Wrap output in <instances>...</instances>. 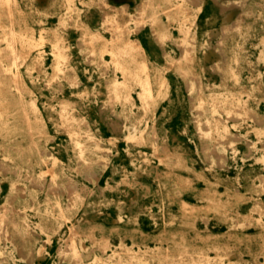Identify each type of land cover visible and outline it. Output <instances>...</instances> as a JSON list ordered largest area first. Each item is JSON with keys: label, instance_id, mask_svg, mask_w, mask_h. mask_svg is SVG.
I'll return each instance as SVG.
<instances>
[{"label": "rangeland", "instance_id": "obj_1", "mask_svg": "<svg viewBox=\"0 0 264 264\" xmlns=\"http://www.w3.org/2000/svg\"><path fill=\"white\" fill-rule=\"evenodd\" d=\"M189 263L264 264V0H0V264Z\"/></svg>", "mask_w": 264, "mask_h": 264}, {"label": "bare ground", "instance_id": "obj_2", "mask_svg": "<svg viewBox=\"0 0 264 264\" xmlns=\"http://www.w3.org/2000/svg\"><path fill=\"white\" fill-rule=\"evenodd\" d=\"M164 1V0H163ZM192 5H198L199 4V0H188ZM9 2L10 0H4V3L9 6ZM16 3V2H15ZM160 5V4H159ZM164 5V4H163ZM126 10V9H125ZM122 11V10H120ZM123 12V11H122ZM231 15V14H230ZM229 15V16H230ZM227 17V16H226ZM114 20V19H113ZM135 20H136V24H135V28H134V31L136 33H139L141 31V29L144 27L145 25V17H144V14H143V11L142 9L138 12L137 16L135 17ZM12 22V21H11ZM105 22L108 24V28L112 30L113 32V35H114V40H116L117 42L120 41L121 39H125V35L127 33V30H128V34L130 36V32L131 30L128 29L126 26H122L119 22L117 21H111L109 18H105ZM150 25L152 27V30L154 32V35L156 36V38H160L161 37V34L159 33V22L156 20V19H151L150 21ZM186 26V25H185ZM164 34V33H163ZM129 38V42H128V45H127V50L129 49H136L139 51V54H144L145 53V49L141 43V41L136 38V39H132L130 37ZM127 38V39H128ZM194 43V42H193ZM124 48V47H123ZM191 46L189 45V43L187 41H184L182 44H181V50H182V55L184 56H187L189 54V50H190ZM126 49V48H125ZM112 53V56H113V59L115 61V63L117 64L118 63V54H119V51L118 50H115V48H110L109 49ZM56 52L58 54V59L60 60L62 55L60 54V49L57 48L56 49ZM54 54V52H52ZM181 53V52H180ZM213 53V52H212ZM144 58V57H143ZM133 61V60H132ZM143 66L146 67V59L143 60ZM166 77V76H165ZM156 99V98H155ZM69 106V105H68ZM198 112H201V108L198 109ZM29 120V119H27ZM215 127V126H214ZM216 128V127H215ZM212 129L210 126H208V129L207 131L210 132ZM217 131V130H215ZM236 134V133H235ZM213 138V136L211 137ZM218 139V138H217ZM215 139V140H217ZM214 140V139H213ZM224 143V141H223ZM232 143V142H230ZM229 144V143H228ZM226 145V144H225ZM226 147V146H225ZM214 154L218 157L219 160H222V154L218 151V150H214ZM56 158V157H55ZM70 159V158H69ZM71 160V159H70ZM54 180V179H53ZM58 192V191H57ZM185 250V249H184ZM196 263V262H195ZM190 264V263H189Z\"/></svg>", "mask_w": 264, "mask_h": 264}]
</instances>
